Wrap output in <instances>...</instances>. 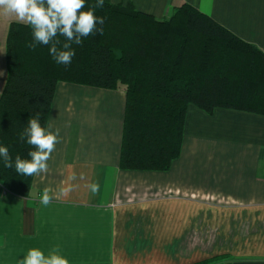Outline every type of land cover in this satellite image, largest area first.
<instances>
[{"label":"crops","instance_id":"1","mask_svg":"<svg viewBox=\"0 0 264 264\" xmlns=\"http://www.w3.org/2000/svg\"><path fill=\"white\" fill-rule=\"evenodd\" d=\"M109 2L157 19L189 4L264 54V0ZM12 22L0 15V95ZM124 104L123 86L56 85L45 128H59L60 142L48 171L33 176L26 197L0 184V264H18L30 248H59L70 264H195L222 254L228 264H264V115L190 104L168 170H121ZM46 187L53 199L44 206Z\"/></svg>","mask_w":264,"mask_h":264},{"label":"trees","instance_id":"2","mask_svg":"<svg viewBox=\"0 0 264 264\" xmlns=\"http://www.w3.org/2000/svg\"><path fill=\"white\" fill-rule=\"evenodd\" d=\"M96 0H85V8ZM104 17L103 35L72 43L70 65L58 64L49 45L33 50L30 26L12 22L6 37L7 78L0 95V146L9 149L13 167L0 157V184L18 196L29 195L33 176L15 171V157L35 150L20 138L30 118L46 126L60 82L102 89H125L121 170L166 171L178 157L188 105L207 113L216 108L264 115V54L189 4L166 19L113 5L95 8ZM97 27H101L99 24ZM61 41L65 37L58 36ZM222 254L195 264H213ZM228 264V261L227 263Z\"/></svg>","mask_w":264,"mask_h":264},{"label":"clouds","instance_id":"3","mask_svg":"<svg viewBox=\"0 0 264 264\" xmlns=\"http://www.w3.org/2000/svg\"><path fill=\"white\" fill-rule=\"evenodd\" d=\"M85 0H0V15L14 19L18 23H24L31 27L33 42L27 46L35 49L37 44L49 45L50 55L58 64L70 65L75 51L72 43L82 44V38L89 37L96 33L103 35L104 17L95 15V8L103 7L104 0H96V4L85 8ZM101 27H97V25ZM58 36L65 37L67 42L63 43L59 50L57 45L61 43ZM3 75V73H0ZM52 125L47 128L42 127L39 122V114L30 118L28 126L20 138L27 137V143L34 147L28 156L30 159H22L19 155L15 157L14 167L18 174L25 176L40 175L48 171V161L51 154L55 151V146L60 142V129L52 131ZM0 157L3 158L6 168L13 167L12 157L9 149L0 146ZM75 179L74 175H69L67 182ZM66 182V183H67ZM91 191L95 193L98 186L90 185ZM71 190L62 187L59 194L67 196ZM52 189L45 188L40 203L44 206L52 202L50 195ZM18 264H70L69 260L60 254L59 248H54L45 254L39 248H30L27 253L19 259Z\"/></svg>","mask_w":264,"mask_h":264},{"label":"rangeland","instance_id":"4","mask_svg":"<svg viewBox=\"0 0 264 264\" xmlns=\"http://www.w3.org/2000/svg\"><path fill=\"white\" fill-rule=\"evenodd\" d=\"M227 261L228 260L226 258L220 257L213 264H225V263H227Z\"/></svg>","mask_w":264,"mask_h":264}]
</instances>
